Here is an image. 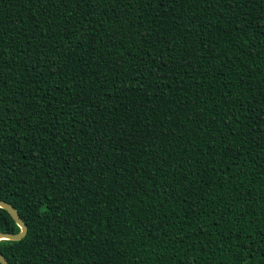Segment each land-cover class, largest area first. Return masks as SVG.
<instances>
[{
	"label": "trees",
	"instance_id": "trees-1",
	"mask_svg": "<svg viewBox=\"0 0 264 264\" xmlns=\"http://www.w3.org/2000/svg\"><path fill=\"white\" fill-rule=\"evenodd\" d=\"M0 201L8 264H264V0H0Z\"/></svg>",
	"mask_w": 264,
	"mask_h": 264
},
{
	"label": "water",
	"instance_id": "water-1",
	"mask_svg": "<svg viewBox=\"0 0 264 264\" xmlns=\"http://www.w3.org/2000/svg\"><path fill=\"white\" fill-rule=\"evenodd\" d=\"M0 208L8 212L11 218L14 220L15 224L19 227L20 231L18 233H5L0 232V241L1 240H10V241H19L23 239L27 233V227L19 217L17 211L10 204L0 201ZM0 264H8L6 259L0 253Z\"/></svg>",
	"mask_w": 264,
	"mask_h": 264
}]
</instances>
